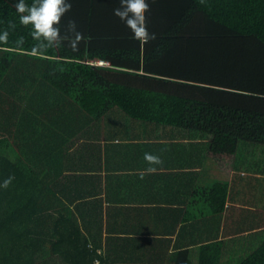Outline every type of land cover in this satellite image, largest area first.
<instances>
[{
    "label": "trees",
    "instance_id": "1",
    "mask_svg": "<svg viewBox=\"0 0 264 264\" xmlns=\"http://www.w3.org/2000/svg\"><path fill=\"white\" fill-rule=\"evenodd\" d=\"M149 4L155 39L146 43L113 14L118 0H73L61 31L77 22L78 50L65 41L33 53L30 25L19 23L14 0H0V28L15 24L0 43V185L10 178L0 187V264H188L190 247L199 264H264L259 211L244 209L237 226L209 238L214 215L240 196L241 176L224 172L239 169L236 155L249 145L264 146V0ZM136 127L195 140L157 156L174 168L210 166L208 184L178 170L171 194L151 191L156 207L127 205L141 198L124 176L101 183L99 171L117 160L99 141L130 138ZM159 144L144 141L134 154ZM193 148L207 151L205 162ZM170 235L186 245L168 253Z\"/></svg>",
    "mask_w": 264,
    "mask_h": 264
},
{
    "label": "crops",
    "instance_id": "2",
    "mask_svg": "<svg viewBox=\"0 0 264 264\" xmlns=\"http://www.w3.org/2000/svg\"><path fill=\"white\" fill-rule=\"evenodd\" d=\"M131 137L130 138H122L118 137L115 139H103L99 141L100 147L102 149V152L108 151V157H113L114 162L117 160L116 163L113 165L108 166V168L103 169L99 171V179H101V183L104 184L106 176H110L112 173L115 175H121L124 176V179L122 184L126 188V190L133 191L134 192V198H141V200H138L137 204H130L137 206V207H143L145 204H150L154 207H156L158 204L154 202V196L151 192L154 189H159V193L157 198H159V195L162 194L160 190L168 189L171 192H169L167 195L171 194L175 188V183L177 181H174L178 179V176L174 174L175 171L179 172L181 170H189V174H192V177H190L193 180L203 179L202 181L206 182L208 184L210 178L212 177L213 169L209 166L207 168V171L205 173L197 172V170H200L202 168V165L200 162H197L196 165H193L192 167L189 166H180V165H166V162H160L158 164L150 162L145 159V153H151L152 155L157 156L159 153L167 152V148L172 147L173 143L179 142V143H193L197 144L195 140L190 139L189 137H180L178 134H174L173 131L167 130L166 132L163 131V129H157V132L150 133L148 129H144L142 127H136L130 132ZM138 137V138H134ZM105 139V140H104ZM197 141L203 142L205 139H196ZM156 142V143H162L156 146V149H153L152 151L143 150L142 152H136L134 154V151H136L139 144L143 142ZM141 142V143H139ZM205 142V141H204ZM94 148H97V145L94 146ZM119 150V151H118ZM156 150V151H155ZM119 152V153H117ZM193 156H197V159H202L201 162H205V160L208 158L207 151L206 153L202 151H196L195 148L192 150ZM180 157V156H179ZM237 158V155H236ZM137 160V161H136ZM237 163V160H235ZM211 165V162L208 161V165ZM116 165V168L112 170L113 166ZM239 169L236 171L235 167H230L228 171L224 172V177L233 178L238 177L240 175H236V173L240 172L241 164H238ZM254 165L252 166L251 170L253 171ZM192 170V171H191ZM215 170V169H214ZM163 172V173H161ZM215 172H219L222 174L219 168H216ZM245 172V170H243ZM249 173V171H247ZM245 172V173H247ZM258 172V168H256V172H254L255 176H261ZM88 173V172H87ZM202 173V174H201ZM252 175V172H250ZM189 179V177H187ZM252 178H249L248 176L246 178L239 179V187L241 188L242 185H245L246 182L249 183ZM249 180V181H248ZM255 180V179H254ZM253 180V181H254ZM208 181V182H207ZM103 187V186H102ZM137 191V192H136ZM102 195V192H101ZM240 201V202H239ZM239 201L235 198H230L229 202L226 206V209H224L221 213L214 215V223L213 227H211L210 237H213V234H217L218 237H221L224 232H227V226L231 224L229 220H232L231 215L234 214H240L243 215V212H245L244 209L248 208V206L243 204V199H239ZM246 202V201H245ZM104 206L108 205L106 202L103 204ZM243 205V206H242ZM232 208L230 209V207ZM244 211H243V210ZM249 209L252 210V208ZM240 216V215H239ZM237 216L238 218L232 221L239 220L242 216ZM208 238V239H209ZM168 240L171 243V246L169 247V252L172 253L174 250V244L179 243L180 245L184 246L186 245V241H177V237L175 235H170L168 237ZM237 243V242H236ZM189 261L188 264H199V250L197 247L195 248H189Z\"/></svg>",
    "mask_w": 264,
    "mask_h": 264
},
{
    "label": "clouds",
    "instance_id": "3",
    "mask_svg": "<svg viewBox=\"0 0 264 264\" xmlns=\"http://www.w3.org/2000/svg\"><path fill=\"white\" fill-rule=\"evenodd\" d=\"M72 6L73 0H31V3H27L26 0H14L19 23L30 25L29 33L33 40L37 41L32 47L33 53L59 47L65 41L71 49L78 50L84 35L78 30L77 22L69 20L65 30L61 31L62 17L71 10ZM149 8V0H118V6L113 9V14L128 28L132 39L146 43L155 39V33L150 32L147 25L146 13ZM14 27V22L9 21V28ZM9 28H0V43L8 41ZM23 40V36L18 37L16 44L22 45ZM93 64L107 65V62L99 60ZM145 159L153 163L160 162V158L151 153H145ZM259 172L258 170L257 173ZM9 181L10 178L0 187H6Z\"/></svg>",
    "mask_w": 264,
    "mask_h": 264
},
{
    "label": "rangeland",
    "instance_id": "4",
    "mask_svg": "<svg viewBox=\"0 0 264 264\" xmlns=\"http://www.w3.org/2000/svg\"><path fill=\"white\" fill-rule=\"evenodd\" d=\"M247 146V144H246ZM237 163L238 164H241V167H240V172L236 173V175H240L243 179L246 178L247 176H249L252 172V179L250 181V183L246 182L245 185H242V188H240L238 185L236 186V188L238 189V195H239V192H240V196H238V201L239 199H243L245 201H252L254 204H249V203H246L245 201H243V204L246 205V206H250V208H252V212H261L262 214H264V180L261 179V182L260 181H253L254 180V172H256V168L260 169V174L262 175L263 173V177H264V146L262 145H249V147H246L243 151V154L241 155L240 153L237 154ZM254 165V169L253 171L251 170L252 166ZM243 170H245V172L249 171V173H245L243 172ZM262 177V178H263ZM221 178H222V175H221ZM249 181V180H248ZM252 186H254L255 190L252 189ZM236 189V190H237ZM257 200V201H255ZM240 202V201H239ZM243 206V205H242ZM232 208V206L230 207V209ZM243 210V209H242ZM239 211V214H234L232 213L231 217L232 220H235L237 219L240 214V210ZM240 217V216H239ZM232 220H229L230 221V225L228 223V226H227V231L231 229H233V225L234 226H237L235 223L233 224V222L235 221H232ZM233 224V225H232ZM260 230V229H259ZM228 234H230V232H228ZM230 236H233L232 234H230ZM253 239V235H247L246 237H250ZM246 237H244L246 239ZM244 238L240 239V243H241V246H244L245 249L248 248L247 247V243H250L249 241H246L244 240ZM237 239V238H236ZM257 245V243L255 244ZM242 250V249H240ZM244 252L246 250H243ZM246 253V252H245Z\"/></svg>",
    "mask_w": 264,
    "mask_h": 264
}]
</instances>
